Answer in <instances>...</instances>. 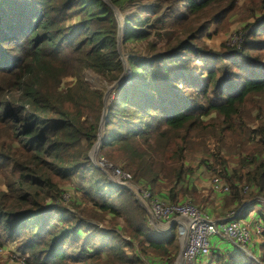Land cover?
I'll return each instance as SVG.
<instances>
[{
    "label": "trees",
    "instance_id": "obj_1",
    "mask_svg": "<svg viewBox=\"0 0 264 264\" xmlns=\"http://www.w3.org/2000/svg\"><path fill=\"white\" fill-rule=\"evenodd\" d=\"M109 1L124 20L123 46L145 47L128 59L131 83L114 92L102 157L175 204L195 196L188 159L209 153L199 165L228 183L237 208L264 198V0H147L149 10L144 0ZM241 2L254 22L239 48L210 49L202 42L209 24L223 23ZM117 31L104 0H0V247L16 244L25 264H153L148 250L161 264L176 259V226L158 234L135 195L88 157L103 93L84 73L120 77ZM199 60L201 73L187 75ZM221 149L236 152L235 166ZM74 177L80 198L65 206L63 186ZM107 216L125 219L129 240L98 226ZM259 241L242 249L224 240L208 257L264 264V234Z\"/></svg>",
    "mask_w": 264,
    "mask_h": 264
},
{
    "label": "rangeland",
    "instance_id": "obj_2",
    "mask_svg": "<svg viewBox=\"0 0 264 264\" xmlns=\"http://www.w3.org/2000/svg\"><path fill=\"white\" fill-rule=\"evenodd\" d=\"M144 1L146 3H148V6H147L146 9H148V10L151 9V5L149 4V1H147V0H144ZM182 5H183V3H181L180 5H177V6L180 7ZM117 12H118L117 17H118V19H120V24H121V28H122L121 32L118 33V36H119L120 40L122 41V45H121L122 47L120 49V54L118 55V57H119L121 63L123 61H125L123 63L127 67L126 69L131 71L130 65L128 63V59L133 57V56H136L140 52H143L144 47H145V43L144 42H141V43L130 42V43H127L126 45L123 46V34H124L125 25H124V20L122 18V15L120 14L119 10ZM246 16H247V11H246V9L244 7H242V2H241V3H239V8L237 10L233 11L223 23H221L219 25H214L212 23L209 24V26H208V35H205L204 38H202V40H203L202 42L204 44H206L210 49H212L214 51L220 50V47L223 44H225L227 47L234 48L233 47V45H234L233 41H235L237 39V36H236L237 32H241L242 34L243 33H247V32H245L246 31L245 25H247L248 23H253L254 22V20L252 18L246 20ZM123 63H122V66H123V69H124ZM202 67H203V63L199 60L196 63L195 67L193 69H191L190 71H188L186 74L187 75L191 74L190 75L191 77H193L195 74H200ZM191 72H193V73H191ZM125 75L127 77L126 80H125V86H126V85H129L131 83V81H132V72H130V74L126 72ZM84 77H85V81L89 84L91 89L92 90L101 91L103 93V97H104V94L106 93L107 87L112 85V83H113V82H108V81L104 80L103 78H101L100 76L92 73L91 71H86L84 73ZM71 80H72L71 78H67L66 79L67 82H70ZM111 97L114 98V96H111ZM111 97L107 96L106 102L110 101ZM110 106H111V104H110ZM108 114H109V110H108ZM108 114L107 115H103V108H102L100 116L98 117V127H99V123H100L101 120L104 122L105 120L108 119ZM257 125H258V123L254 122V123L250 124V127L251 128H255ZM206 145H207V147L210 150H214L211 138L208 137ZM251 145H252V141L246 139L244 144H243V148L246 149V148L250 147ZM100 151H101V149H100ZM100 151L98 152L97 156L94 157V160H90V161L92 162V164L95 167H97V168L99 167V169L101 171H103L108 176L109 179H112V180L116 181L117 179L112 175L110 166L116 167V168H120V169H121V167L120 166H116L115 164H112V163L106 161L102 157ZM219 152H221V156L222 157H225V158H227V160H229V164L232 167L235 166V164L237 162V154H235L236 153L235 151L229 152V151H227L225 149H221ZM204 154L201 153V152L194 154L191 157V159H188L186 164H188L189 166L191 165V166H195V167L206 168L204 166L199 165V161H200L202 156H205L207 159L209 157V153H204ZM93 156H95V153H93ZM209 161H211V159H208V162ZM214 176H218V175L217 174H215V175L213 174L212 175V173H211V178L212 179L214 178ZM4 183H5L4 178L0 176V191H5L6 187H5ZM132 185L136 186L133 183H132ZM63 187H64L63 191H64L65 199L70 197V199L76 198L75 200H78L80 198V194L81 193L76 192V190L81 188V182L79 181V179L77 177L72 178L71 179V183L70 184H66ZM131 193L133 194L132 191H131ZM187 200L192 205L200 208V206L196 205V203L194 202V200H193V198L191 196H188ZM222 201L227 203V197L222 198ZM63 204L65 206H70L71 207V204L68 201H66V202L63 201ZM200 209H203V208H200ZM260 212H262V211H260ZM262 214L264 215V213H262ZM98 226L101 229L114 227V230H116L118 232V234L124 240H129V238H130V234L129 233H130L131 228L128 227V225L126 224L125 219L123 217H119L117 219H113L112 217L107 216L105 218L104 222L103 223H99ZM151 227H153V226H151ZM16 246H17L16 244L12 245V244L9 243V244H5L4 247H0V264H19V262L21 260L19 257H15V258L11 257V253L15 252V253L18 254L17 250H15ZM216 249L212 247L211 248V252L213 250H216ZM219 250H221V249H219ZM147 252H148V254L150 256H153V257L155 256V253H151L149 250ZM178 254H179V244H178L177 256H178ZM177 256H176V258H177ZM20 257L23 258L22 255H20ZM203 259L200 260L198 264H212L211 260H210V257H208L206 259L203 258ZM175 261H176V259H175ZM175 261L173 263H169V264H175Z\"/></svg>",
    "mask_w": 264,
    "mask_h": 264
},
{
    "label": "built area",
    "instance_id": "obj_3",
    "mask_svg": "<svg viewBox=\"0 0 264 264\" xmlns=\"http://www.w3.org/2000/svg\"><path fill=\"white\" fill-rule=\"evenodd\" d=\"M242 33L237 32V39L233 41V47L239 48L242 40ZM107 121V120H106ZM112 175L120 182L132 184V177L129 173L120 168L111 166ZM137 193L144 205L150 211L153 222L156 224L176 221L179 226V233H186V242L181 256V264H197L201 258H208L211 250L210 239L219 237L227 239L234 245L246 249L253 244V240H259L264 234V224L257 223L253 227L239 219H231L227 222H216L204 213L200 208L192 205L187 199L183 202L170 204L159 200L148 189L138 187ZM211 191L216 195H226L230 192V187L226 181L219 176H214L211 180ZM243 192H249L248 187H244ZM63 200L69 201L70 197ZM264 210V198L255 201ZM235 215L234 217H236ZM149 219L151 225L153 223ZM11 257H19V264H25V258L19 253H11ZM12 260V259H11Z\"/></svg>",
    "mask_w": 264,
    "mask_h": 264
},
{
    "label": "crops",
    "instance_id": "obj_4",
    "mask_svg": "<svg viewBox=\"0 0 264 264\" xmlns=\"http://www.w3.org/2000/svg\"><path fill=\"white\" fill-rule=\"evenodd\" d=\"M190 167L194 170V173H193L192 177L189 178V180H188V183L190 184L189 189L191 187H194V189H195V196L194 197L191 196V197L193 198L196 205L200 206V208H203L201 210L204 213H206L208 216H210L211 219H213L216 222H227L231 219L236 218V219H239V220L247 223L251 227H253L254 225H256L259 222H262V223L264 222L263 219L260 216H258V214H260V213L262 214L263 212H260L261 208L257 203H255L254 201L249 202V203H245L244 205L250 204L251 206L248 210L247 216L240 217V212L243 209L244 205L237 208L236 202L230 201L228 198V194H226V196L214 194L210 189L211 188V179H212L211 178V172L208 171L206 168L195 167V166H191V165H190ZM154 196H156L159 200H162L164 202L169 203L166 190H163L159 194H155ZM224 197H227V203L222 201V198H224ZM186 199H187V197L180 198L178 200V203L183 202ZM253 207L255 209L256 208L257 209L255 210ZM235 215H237V216L234 217ZM148 218H149V216H148ZM172 222L173 221L168 222V223L156 224V226L151 225V224L150 225L153 226L152 228L158 234H161V235H168L170 233L171 228L175 227V226H176L177 232L179 233L180 232L179 226L177 225V223L173 224ZM179 235H180V233H179ZM222 240H225L226 242L229 241L227 239H222V238H219L216 236L212 237L210 239L211 248L213 247L215 249L217 248V249L223 250L224 249V241H222ZM259 242H260L259 240L254 239L252 246L254 248H256ZM202 259L203 258L199 259L197 261V264ZM149 261L153 264H161L159 262V260L155 257L149 258Z\"/></svg>",
    "mask_w": 264,
    "mask_h": 264
},
{
    "label": "water",
    "instance_id": "obj_5",
    "mask_svg": "<svg viewBox=\"0 0 264 264\" xmlns=\"http://www.w3.org/2000/svg\"><path fill=\"white\" fill-rule=\"evenodd\" d=\"M113 10L116 20L118 22V31H117V53L118 55L120 54V49H121V45H122V41L120 40L118 33L121 32V24H120V19H118L117 15H118V10L110 3L109 0H104ZM125 62V61H123ZM122 62V63H123ZM124 65V63H123ZM127 67L124 65V69H123V73L120 75V77L114 81L112 83V85L107 87L106 93L104 94L103 97V115H107L108 114V110L110 107V102L112 101V97L114 96V92L116 89L121 88L123 86H125V80H126V75L125 73H129L130 74V70L126 69ZM107 96L111 97V100L108 101L107 105H106V98ZM105 125H106V120L103 122L102 120L99 123V127H98V134H97V141L96 143L92 146V148L90 149L89 153H88V157L90 160H94V157L97 156L98 152L100 151L102 144L105 140ZM95 152V156H93V153ZM99 168V167H98ZM111 169V166H110ZM112 184L114 186H119V187H124L127 188L128 190L132 191L133 194L135 195L136 199L138 200L139 204L141 205V207L145 210V212L148 214L149 218L152 220L153 219L151 217L150 211L148 210V208L144 205V203H142V201L140 200L138 193H137V188L136 186H133L132 184H127V183H122L118 180L114 181L112 179H110ZM173 224H176V221L172 222ZM152 224H154V226H156V223L153 222ZM185 242H186V233H180L179 238H178V244H179V254L176 258L175 264H180L181 263V256H182V252L185 246Z\"/></svg>",
    "mask_w": 264,
    "mask_h": 264
},
{
    "label": "bare ground",
    "instance_id": "obj_6",
    "mask_svg": "<svg viewBox=\"0 0 264 264\" xmlns=\"http://www.w3.org/2000/svg\"><path fill=\"white\" fill-rule=\"evenodd\" d=\"M108 102V101H107ZM107 102H106V105H107ZM95 153V152H94Z\"/></svg>",
    "mask_w": 264,
    "mask_h": 264
}]
</instances>
